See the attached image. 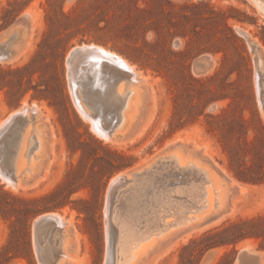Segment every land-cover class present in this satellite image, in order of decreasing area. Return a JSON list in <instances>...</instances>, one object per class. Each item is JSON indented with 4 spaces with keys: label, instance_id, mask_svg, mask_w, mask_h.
I'll return each instance as SVG.
<instances>
[{
    "label": "rangeland",
    "instance_id": "obj_1",
    "mask_svg": "<svg viewBox=\"0 0 264 264\" xmlns=\"http://www.w3.org/2000/svg\"><path fill=\"white\" fill-rule=\"evenodd\" d=\"M25 15L31 22L28 30L27 22L21 21ZM237 29L258 45L264 62V14L251 0H0V37L7 36L6 41L11 35L9 41L20 32L31 37L26 53L0 64V124L24 106L38 112L35 127L44 130L46 153L39 179L22 177L24 185L9 187L0 178L3 208L10 204L16 216L12 223L0 216V250L7 247L17 257L10 264H39L33 222L49 213L68 223L74 264H105L111 181L145 167L173 146L193 158L175 153L183 163L179 167L189 168L186 162H192L216 184L217 173L229 182L228 196L238 193L230 210L226 201L228 212L213 224L175 230L159 240L140 264H264V182L235 177L236 172L246 179L264 180V116L258 106L253 55ZM82 45L114 53L138 74L140 112L151 120L139 138L120 143L100 138L78 112L66 59L71 49ZM85 58L95 60L91 55ZM203 58H210L212 65L205 64L206 73L196 74L200 69L194 64ZM25 67L21 73L10 72ZM168 170L152 177L160 178ZM202 182L161 188L158 194H168L178 203L188 201L177 190ZM36 210L40 213L25 230L23 222ZM161 211L164 225L176 220L181 209ZM195 211H185V217ZM231 224L242 226L226 238L253 235L236 246L205 252L200 250L219 239L202 240L181 252L203 234ZM154 227L143 225L135 237L130 236L127 252L143 238H154L164 226ZM245 249L251 257L239 262ZM226 254L229 258L224 260Z\"/></svg>",
    "mask_w": 264,
    "mask_h": 264
},
{
    "label": "bare ground",
    "instance_id": "obj_2",
    "mask_svg": "<svg viewBox=\"0 0 264 264\" xmlns=\"http://www.w3.org/2000/svg\"><path fill=\"white\" fill-rule=\"evenodd\" d=\"M251 2L258 10L259 6L264 7L262 0H251ZM259 12L261 11L259 10ZM25 17L26 19H30L28 15H25ZM29 28L30 25L25 27L26 30ZM30 38L31 37H27L26 34L20 32L19 34L14 35L7 42L6 47L7 49L14 51L16 53L15 58H18L28 48L30 44ZM91 48H93V50H91ZM83 49L85 52V57L91 55L95 57L94 61L106 62V70L109 72L111 77V87H108L106 91L102 92L99 100L88 92L89 88H92L93 86L95 87L97 84H99L100 70H97L96 65L88 63L90 60L88 61L86 60L87 58H84L82 64H78L77 71V74H79L80 87L74 94L72 93V97L78 112L80 111V114L84 115L83 118L90 123L91 127L93 125V130L98 134L97 136H100V138H104L115 143L139 138L143 131L149 126L150 123L148 124V122L151 120L149 121V117H146V115L144 116V114L140 112L142 92L141 86L139 85L140 80H138V74L125 60L103 48L97 46L95 47L93 45L90 47H83ZM258 56L259 68L263 71L261 89L264 100V62L260 56V53ZM97 57H99L100 60H96ZM117 67H120L127 72L120 71L117 69ZM71 77L73 80H75L76 75L72 72ZM120 88L122 90H120ZM76 101H78L79 106H77ZM103 103L111 108H114L118 115V123L113 135L124 137L128 132H130L131 134L129 137L118 140L110 139L107 137V132L104 130V128H102L103 124L101 115L98 118H93L90 115L88 107L94 109L95 107H100L101 104L103 105ZM32 110H28L24 106L22 109H19L9 115L0 124V129L7 126L6 129L9 131L4 142L5 148L2 155L3 163L1 162L5 169L4 171L0 169V178L9 187L10 185L16 187L24 185L26 181H21L20 179L22 177L28 178L27 180L39 179L38 177L44 165L46 158L44 130L41 129L40 131L39 127H35V121L39 114L38 112H32ZM12 116L19 117L18 119L12 120ZM100 124L102 127H100ZM32 125L33 128L31 130ZM32 132L34 133L32 134ZM31 135H33L32 139L30 138ZM31 141H34L35 143L31 144ZM176 143H180V141ZM182 149V147H171L168 152L170 154L167 156V158H170L173 161L175 169L180 168L189 173L191 172L193 176L195 175L199 181L203 182L199 185L194 184L188 188H181L177 190V194L184 195L185 198H190L188 202L181 201L180 203H176L172 200V196L168 194H158L161 188L165 190L169 186H161L162 184H160V186L156 187V184L143 181V179L139 180L136 185L130 188V190L127 191V195L123 193L121 196H119V199H117L122 205V212H119V237L117 239V248L114 259L111 264H117V262L123 258L124 260L122 264H140L149 255V253L156 248L159 240L167 238L175 230L178 232H185L186 229H189L191 225L194 226V224H199L201 227L209 226L218 220V218L225 215L228 212V209L230 210V205L236 198L235 196L237 195L238 191H231V195L228 196L226 191L229 182L225 178L220 177L217 173H214L217 181L216 184V182L212 181V179H210L211 177L207 175L204 170H200V168H198V166L194 165L192 162H186V164L190 166L189 168L185 166L184 168L179 167L183 166V163L175 153H179L184 157L193 159L190 154L181 153ZM154 162L155 159L154 161L148 163L146 167H149ZM7 171L10 172V175L7 174ZM46 171L47 169L45 172ZM28 173L29 176H27ZM189 176L192 177V175ZM191 177L187 180H181V184L193 181L194 179ZM118 178L119 176L113 179L111 183L115 180H118ZM196 182L198 181H195V183ZM209 188H211V190H208ZM171 191L172 190L169 189L167 192ZM226 201L229 203V208L227 207L228 209H225ZM108 203L109 191L107 194L106 206L107 217ZM161 209H174L177 212L179 209H181V212H178L179 216L176 220L163 225L161 224V220L164 218V215H160V212H162ZM193 209H197V212L195 211L194 215L189 217L182 215V213L184 214L185 211ZM150 213L152 216H148ZM60 221V230L57 228H51L44 232L42 237L43 247L49 257L54 255L59 256L57 264H72L74 262L73 252L75 244H73L74 241L73 243L70 241L72 236L71 233H68V223L61 216ZM142 224H147L149 228H155L154 226H158L157 228L164 227L161 231H159V234L157 233L158 235L156 234L157 236L155 235L154 238H143V240L136 244L130 252H127V247L130 246L128 238L130 236L135 237L136 233H138L143 228ZM106 239L107 262L109 257V226L107 228Z\"/></svg>",
    "mask_w": 264,
    "mask_h": 264
},
{
    "label": "water",
    "instance_id": "obj_3",
    "mask_svg": "<svg viewBox=\"0 0 264 264\" xmlns=\"http://www.w3.org/2000/svg\"><path fill=\"white\" fill-rule=\"evenodd\" d=\"M264 3V0H262ZM259 10L261 13L264 14V7L259 6ZM21 21L27 22L28 26L30 25V19H26L24 17L21 19ZM236 32L244 38L251 54L253 55V62L255 66V82L257 85V94H258V106H259V111L261 116H264V100H263V93H262V72L261 69L259 68V52L260 48L255 42H252L250 40L249 35L244 32L243 30L237 29ZM11 36V35H10ZM8 36V39L10 38ZM7 36H1L0 37V64H9L12 62V60L15 58L16 53L14 51H11L7 49L6 45L8 42V39L4 41V39ZM89 45H82L75 47L71 49V51L68 54V57L66 59V67H67V73L69 77V85L72 93L74 94L76 90L79 89V74H77L78 71V64H82L83 59L85 58V52L83 47H88ZM93 50V48H91ZM92 65H96L97 70H100V75H99V84L97 86H93L92 88L88 89V92L98 100L100 99V96L102 95V92L106 91L108 87H111V77L109 72L106 70V62H97L94 60H90L88 62ZM209 64V66L212 65V61L210 58L206 59H201L195 62L194 67L200 69V71H197L196 74L201 73H206L207 69L205 68V64ZM85 66V65H84ZM112 66V65H111ZM115 67V66H113ZM120 71L127 72L126 70L117 67ZM197 70V69H196ZM72 72L76 75L75 80L71 77ZM89 85V84H87ZM260 89V90H259ZM77 106H79L78 101H76ZM88 110L90 111V115L93 118H98L101 115V120L103 127L100 124V127L104 128V130L107 132V137L110 139H122V138H127L130 136V132H128L124 137L120 136H114V130L117 126L118 123V115L116 113V110L114 108L109 107L108 105L101 104L100 107H95L94 109L91 107H88ZM19 116H12V120L18 119ZM7 127V126H6ZM6 127L0 129V169L4 171V167L2 165V155H3V150H4V142L7 138L8 135V130ZM171 147L166 148L159 156L155 158V162L152 163L149 167H141L139 169H136L134 171H131L129 173L123 174L119 176L118 180H115L114 182L111 183L109 186V203H108V226H109V257L106 262V264H111L115 251H116V244H117V239L119 237V223H118V217H119V212H122V205L120 202H118V197L121 196L123 193L127 195V191L130 190L134 185H136L139 180L143 179V181L147 182H152L153 184H162L161 186H177V185H182L181 180L184 179H190L192 175V179L195 181H199L195 175L180 169V168H174V163L170 158H167L166 154L167 151H169ZM154 161V160H153ZM166 169H169L165 173L160 175V178L158 177H152V175L159 170L164 171ZM7 174L10 175V172L7 171ZM186 177V178H184ZM133 181L134 184L129 186L126 190L123 192H118V190L124 186L125 184H128L129 182ZM155 185V186H156ZM156 186V187H158ZM238 191V190H237ZM236 191V192H237ZM118 198V199H117ZM177 199H173V201H176ZM183 202H188L186 199H184ZM179 216V215H178ZM185 216V214H184ZM60 216L54 213H49L42 215L38 217L34 222H33V242H34V247H35V252L37 255V259L39 264H57L59 256L54 255L52 257H49L48 254L45 252L44 247H43V242H42V237L44 232L48 231L51 228H57L61 229L60 226ZM251 257L249 255V250H243L239 254V262Z\"/></svg>",
    "mask_w": 264,
    "mask_h": 264
},
{
    "label": "trees",
    "instance_id": "obj_4",
    "mask_svg": "<svg viewBox=\"0 0 264 264\" xmlns=\"http://www.w3.org/2000/svg\"><path fill=\"white\" fill-rule=\"evenodd\" d=\"M26 68L27 67L22 68V69L17 68L16 70L10 71V72L21 73L24 70H27ZM221 136L223 137V135H221ZM235 177L239 181H244V182L247 181L248 183H253V184H261V183L264 182V180L261 181V180H253V179L243 178L242 176H240L236 172H235ZM3 196H6L8 198L14 199V197L11 194H9V193H3ZM39 213H40V211L36 210V211L31 212L29 214V216H27L26 220L23 222L25 230H27V223L29 221H31L32 219H34ZM0 216L4 220H7V221H9L11 223L13 222V218L16 217L15 214H14V210L11 209V205L10 204H7L6 208H3L2 199H0ZM243 224H248V223H242V225ZM242 225L231 224L230 226L222 228V229H216V230H213V231H209V232L203 234V236H202V238L200 240H198V241L194 240L192 242V245H188V246L184 247L181 252H186L188 250H191V248H193L192 246H195L196 244H198V242H201L202 240L209 241V240H212V239H215V238L219 239L218 242H214L212 244H207L204 247V249L200 250V252H205V251H208V250H211V249H215V248H219V247H225V246H228V245L236 246L240 241L246 239L250 235H253V234H246V235L243 234L241 236H237V237H233V238H229V237L226 238L227 234L231 230H233L235 228H239ZM16 258L17 257L15 255H13L10 252H8V248L7 247H4L2 250H0V264H10ZM228 258H229L228 254L223 256L224 260H227ZM30 264H34V263H32L30 261Z\"/></svg>",
    "mask_w": 264,
    "mask_h": 264
}]
</instances>
